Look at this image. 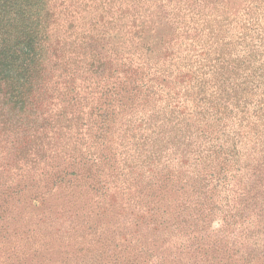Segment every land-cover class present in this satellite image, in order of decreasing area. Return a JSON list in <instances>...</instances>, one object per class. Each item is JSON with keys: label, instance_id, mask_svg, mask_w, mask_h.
I'll return each mask as SVG.
<instances>
[{"label": "trees", "instance_id": "obj_1", "mask_svg": "<svg viewBox=\"0 0 264 264\" xmlns=\"http://www.w3.org/2000/svg\"><path fill=\"white\" fill-rule=\"evenodd\" d=\"M263 34L264 0H0V214L57 187L73 238L154 257L184 194L264 205Z\"/></svg>", "mask_w": 264, "mask_h": 264}, {"label": "rangeland", "instance_id": "obj_2", "mask_svg": "<svg viewBox=\"0 0 264 264\" xmlns=\"http://www.w3.org/2000/svg\"><path fill=\"white\" fill-rule=\"evenodd\" d=\"M165 19L169 21V15ZM163 31L171 33L167 26ZM250 96L253 100L249 106L251 127L257 124L255 111H252L257 107L253 103L259 97L263 103L259 129L264 140V77L260 95L251 91ZM174 151L169 147L168 157L175 156ZM193 161L190 159L188 164ZM228 168L234 175L235 169ZM244 173L219 183L214 181L218 186L213 192L208 189L199 196L184 194L185 197L177 202L178 215L172 224V236L165 235L159 242L154 241L159 247L154 257H145L146 252L141 248L137 250V247H127L107 238H73V225L65 211L79 206L65 204L67 201L72 203L66 190L55 187L50 191L43 186L19 192L12 190L11 203L0 214V224L6 222L7 228L0 226V264H165L168 251L166 264H264V205L244 207L243 200L250 184V180L242 179ZM209 185L212 187L213 182ZM32 193L38 195L34 210L25 203ZM93 208V212L99 211L95 205ZM50 215L54 218L49 219ZM202 218L204 222L200 220ZM168 222L173 223L172 218ZM94 253L98 255L95 261L91 260Z\"/></svg>", "mask_w": 264, "mask_h": 264}]
</instances>
